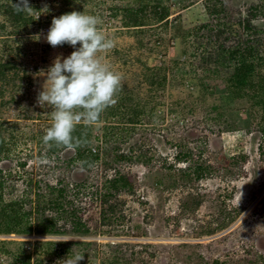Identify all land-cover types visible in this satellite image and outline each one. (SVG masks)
I'll use <instances>...</instances> for the list:
<instances>
[{
    "label": "rangeland",
    "instance_id": "rangeland-1",
    "mask_svg": "<svg viewBox=\"0 0 264 264\" xmlns=\"http://www.w3.org/2000/svg\"><path fill=\"white\" fill-rule=\"evenodd\" d=\"M222 1L228 45L248 38L238 21L253 4L263 5L255 24L264 29V0ZM136 2L91 0L87 7L88 14L95 11L100 30L114 44L100 53L102 62L122 76V88L112 106L118 111L106 114L108 108L91 126L88 149L92 153L51 151L42 141L52 122V109L36 102L46 80L43 72L57 56L66 58L75 49L68 44L53 48L45 41L41 27L49 21L42 22L38 32L10 36L18 40L15 46L22 44L26 50L19 54L24 78L17 80L13 90L4 87L0 96V121H8L16 137L14 150L0 164L13 174L7 196L32 192L34 201L36 182L44 187L62 181L68 185L63 211L77 209L90 233H73L63 212L60 224L68 228L66 233L0 234V264H11L8 251L20 245L33 255V261L39 259L41 251L52 248H47L49 241L70 244L57 247L60 255L42 254L40 264H63L76 254H84L78 264H111L117 257H125L130 264H264V102H258L263 99L256 92L260 78L255 77V87L236 94L229 88L232 68L223 67L218 75L210 72L217 46L215 37L212 42L206 37L207 29L185 41L174 22L167 29L146 26L138 34L124 27L119 9ZM166 2L176 25L197 31L204 23H215L205 0ZM28 3L42 21L59 17L69 6L65 0ZM257 38L263 39L264 54V31L250 36ZM6 53L0 45V59L5 60ZM257 73L264 74V63ZM164 74L165 83H153ZM201 79L216 82L219 90L203 92ZM127 93L133 97V107L141 110L139 123L127 120L130 106L119 105ZM107 127L112 129L108 140ZM21 162H26L25 168ZM198 167L204 170L200 178ZM117 175L124 176L127 187L105 202L101 194L108 191L106 182ZM46 192L48 201L54 195ZM112 203L118 204L117 219L108 212L112 219L104 221L102 212ZM47 212L57 215L52 207Z\"/></svg>",
    "mask_w": 264,
    "mask_h": 264
},
{
    "label": "trees",
    "instance_id": "trees-1",
    "mask_svg": "<svg viewBox=\"0 0 264 264\" xmlns=\"http://www.w3.org/2000/svg\"><path fill=\"white\" fill-rule=\"evenodd\" d=\"M91 0H65L67 9H65L62 14L70 13L72 11L84 12L88 14L87 10L88 5ZM167 0H137L134 4H127L123 8L119 9V12H123V24L124 27H127L130 30H134L136 34L140 31L144 32L146 26H159L162 25L164 28H168L170 23L173 24L174 28L180 34V36L188 41L195 36L198 38L199 31L202 29H207L209 33L206 37H209L210 42L212 38L215 37V44L217 48L215 49V55L211 52L210 58L214 59V69L210 70L214 74H220L222 68L226 70L232 68V71L228 77L229 88L231 91H235L236 94H241L243 91L249 90L256 86L254 79L256 76L260 78V85H257L258 89L256 92L262 97L263 100L258 101L259 103L264 102V74L257 73L258 66L264 63V54L260 49V45L263 41L261 38L255 40L250 39V36L257 37L261 31L264 29L258 27L255 24V20L258 19V16L262 13L263 5L253 4L248 9V13L245 17L239 19V26L244 29V32L247 35L246 41H238L232 45L227 44V40L230 37H227L226 34L228 31V23L225 20V11L226 6L222 0H205V8L208 15L214 20L215 23H204L200 25L195 31L192 29L183 28L182 23H177L171 21V11L170 6L166 2ZM18 3V0H0V45L3 48V51H6L7 57L0 59V96L4 93V87L9 89H15L17 85V80H22L23 75L20 74V69L23 68L22 63L19 61V54L26 50V47L21 45L15 46L17 39H11L10 36H20L23 33L30 34L38 32L42 22H51L52 19L38 20L35 18V14L31 11H17L15 4ZM29 4V3H28ZM118 11V10H116ZM91 15H95V11H90ZM264 16V15H263ZM100 28V27H99ZM153 28V27H152ZM217 32V33H213ZM213 33V34H212ZM215 35V36H214ZM225 36V37H224ZM224 39L222 40V38ZM204 38V36H202ZM21 40V39H20ZM79 47V44L77 45ZM207 49L204 50L206 52ZM199 52V47H197L192 53L196 55ZM4 60V61H3ZM213 62V59L212 61ZM215 74V75H216ZM167 80L166 74L163 78H158V80H153L154 84L161 85ZM206 79L200 80V88L203 92H212L218 91V84L207 83ZM249 88V89H248ZM255 90V89H254ZM260 97V98H261ZM121 106H130L131 116L127 118L130 123H139L141 110L133 107V97L131 94L127 93L123 97ZM217 107V106H215ZM128 109V110H129ZM118 111L115 107H110L109 112L106 114H115ZM102 118V115L100 119ZM100 121V120H99ZM6 120L0 121V164L1 160L4 157L8 158L14 146L16 145L14 128L10 129L7 125ZM108 128L105 137L108 140L111 130ZM113 128V127H112ZM90 133L91 126L85 127L82 124L77 125L76 131L73 133L74 136H79L86 138L88 143L90 142ZM88 143L84 147L77 148L79 153L89 151L92 153L91 149H88ZM58 148L54 145H50L51 151H56ZM97 156V155H96ZM123 156V155H122ZM121 156V157H122ZM178 160L182 159L180 153L176 155ZM98 158V157H96ZM20 166L25 168L26 162H21ZM203 169L197 168L198 177L203 176ZM12 170L6 172L3 167L0 165V234L10 235V234H20L28 235L33 233L38 234H63L68 231V228L65 225L60 224V219L62 218L63 209H65L67 196L68 185L64 184L62 181L58 184L46 183L44 187L40 185L41 183L36 182L38 188L34 189L33 194L35 195L36 200H32V192H28L23 195H13L10 194L7 196L6 190L8 188L9 177L12 176ZM39 184V185H38ZM31 185V183H30ZM127 187V184L124 180V176H115L111 179H108L105 185V188L108 190L105 193H102L104 201H109V199L117 195L123 188ZM54 195L48 201H46L47 192ZM70 202V201H69ZM117 205L116 203L110 204L109 208L103 210L104 221H111L112 217H108V212H111L115 219H117ZM52 207L57 211V215H53L47 212V208ZM110 210V211H109ZM59 213V214H58ZM67 214L68 219L71 222V231L76 234H89L90 227L80 216L79 211L74 209L73 211L64 212ZM46 244V243H44ZM50 250L44 249L41 251V255L38 256L39 259H34L33 255L24 247V245L18 246L15 251H8L11 257V264H40L43 262V255L50 254L54 256L61 253L57 250L63 244H70L67 242H58L49 241L47 243ZM82 244V243H77ZM58 247V248H57ZM53 250V251H52ZM55 250V251H54ZM70 248L67 249V251ZM58 251V252H57ZM38 252V251H37ZM40 253V252H39ZM75 255L73 253H70ZM42 260V261H41ZM35 263V264H36ZM111 264H130L128 259L125 257H117L112 260Z\"/></svg>",
    "mask_w": 264,
    "mask_h": 264
},
{
    "label": "clouds",
    "instance_id": "clouds-1",
    "mask_svg": "<svg viewBox=\"0 0 264 264\" xmlns=\"http://www.w3.org/2000/svg\"><path fill=\"white\" fill-rule=\"evenodd\" d=\"M15 7L17 11L33 9L28 0H18ZM100 22L95 15L72 11L54 17L44 36L53 48L68 44L75 49L66 58L57 56L43 72L46 80L36 102L41 108L52 109L51 125L42 137L45 145L68 150L86 146V138L73 135L77 125H95L117 103L122 76L102 62L100 53L114 44L100 30ZM83 259L84 254H76L64 259L63 264H78Z\"/></svg>",
    "mask_w": 264,
    "mask_h": 264
},
{
    "label": "built area",
    "instance_id": "built-area-1",
    "mask_svg": "<svg viewBox=\"0 0 264 264\" xmlns=\"http://www.w3.org/2000/svg\"><path fill=\"white\" fill-rule=\"evenodd\" d=\"M51 24H44L42 27H41V33L42 34H47L49 28H50Z\"/></svg>",
    "mask_w": 264,
    "mask_h": 264
}]
</instances>
